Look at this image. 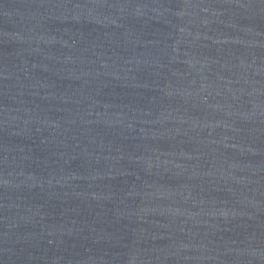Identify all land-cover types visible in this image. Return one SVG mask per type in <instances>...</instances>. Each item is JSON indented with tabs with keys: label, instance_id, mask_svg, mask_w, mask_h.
Returning <instances> with one entry per match:
<instances>
[{
	"label": "water",
	"instance_id": "obj_1",
	"mask_svg": "<svg viewBox=\"0 0 264 264\" xmlns=\"http://www.w3.org/2000/svg\"><path fill=\"white\" fill-rule=\"evenodd\" d=\"M0 264H264V0H0Z\"/></svg>",
	"mask_w": 264,
	"mask_h": 264
}]
</instances>
